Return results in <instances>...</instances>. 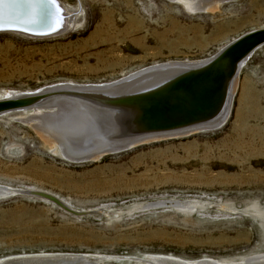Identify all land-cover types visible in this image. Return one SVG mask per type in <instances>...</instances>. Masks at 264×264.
Masks as SVG:
<instances>
[{
  "label": "rangeland",
  "instance_id": "1",
  "mask_svg": "<svg viewBox=\"0 0 264 264\" xmlns=\"http://www.w3.org/2000/svg\"><path fill=\"white\" fill-rule=\"evenodd\" d=\"M56 1L76 11L62 33H0V94L202 61L264 29V0H228L194 15L169 0ZM236 88L218 129L80 162L51 152L26 112L0 115V187L14 191L0 198V259L88 253L238 262L264 254L255 214L264 209V46L246 57ZM88 149L79 147L95 151Z\"/></svg>",
  "mask_w": 264,
  "mask_h": 264
},
{
  "label": "bare ground",
  "instance_id": "2",
  "mask_svg": "<svg viewBox=\"0 0 264 264\" xmlns=\"http://www.w3.org/2000/svg\"><path fill=\"white\" fill-rule=\"evenodd\" d=\"M177 6H181L189 14L214 13L220 9L228 0H169ZM81 11V10H80ZM76 11L65 9L56 0H0V28L20 27L34 33H49L48 37L62 33L69 28ZM243 38V37H242ZM241 40V39H240ZM264 46V42L250 38L245 42L234 41L226 46L215 56L202 61H167L163 64H155L131 73L118 81L99 85H74L61 84L58 90H40L26 96L4 91L0 94L2 101H24L36 100L30 104L16 108H8L0 111V115L11 112H26L29 115L27 124L35 133L43 139L51 152L62 158L80 162L88 159H99L112 149L127 147L133 149L142 142L167 138L171 136H184L193 132L213 131L220 128L227 120L232 103V96L236 92L237 74L246 57L255 50ZM197 75L208 76V84L205 85L203 93L191 95L190 100H196L189 109L185 107L187 94L186 88L181 84ZM211 75V76H210ZM121 80V81H120ZM119 82V84H117ZM122 82V83H120ZM115 84V85H114ZM59 86V85H55ZM116 86V87H112ZM185 86V85H184ZM79 90L80 96L57 95L56 92L65 90ZM171 95L167 101H160L161 96ZM96 98L103 100H114L121 98L147 99L150 103L137 102L132 110L135 117L127 118L124 124L138 119L142 111L148 116L147 125L138 124L136 129H152L151 131L139 133L128 138L120 135L128 132L126 129L115 135L113 144L93 148V153L85 154L74 145L76 136L87 133L91 129L94 120L81 105L92 102ZM169 99V100H168ZM91 100V101H89ZM190 105V104H188ZM93 110V109H91ZM98 113L114 116V112ZM126 112V111H125ZM128 112V111H127ZM118 115V114H117ZM22 118V117H21ZM26 118V117H25ZM23 119V118H22ZM117 119V118H116ZM115 119V120H116ZM114 120V122H115ZM152 120V122H150ZM103 131L115 129L116 123L107 120ZM25 122V121H24ZM118 128V126L116 127ZM134 129V128H132ZM135 130V129H134ZM131 131V130H130ZM118 136V137H117ZM92 151V149H91ZM119 150L116 153H121ZM14 191L0 187V198L13 194ZM6 197V196H5ZM4 198V197H3ZM2 199V198H1ZM189 209H194V203L182 202ZM174 205L182 208L176 202ZM256 216L260 220V226L264 229V209H257ZM117 257V258H108ZM119 257L101 254H31L0 259V264H104L109 261H117L121 264H264V254L251 257H243L236 260H218L202 258L194 261L181 260L170 256H145Z\"/></svg>",
  "mask_w": 264,
  "mask_h": 264
},
{
  "label": "water",
  "instance_id": "3",
  "mask_svg": "<svg viewBox=\"0 0 264 264\" xmlns=\"http://www.w3.org/2000/svg\"><path fill=\"white\" fill-rule=\"evenodd\" d=\"M0 33H15V34H20V35H24V36H28V37H32V38H45L48 37L49 33H34L30 30L27 29H22L20 27H2L0 28ZM243 37V38H242ZM240 37L237 41L239 42H245L246 40L250 39V38H254L255 41L256 40H260V42H264V29L261 30H256L254 32L248 33L245 36ZM241 39V40H240ZM236 41V42H237ZM211 76V75H210ZM208 76L205 75H197L194 76L192 79H188L187 81L183 82L181 84V86L185 87L187 90L185 92V94H187L186 99H185V107L182 109L181 112H183V110L185 109H189V107L193 105V103L196 101L194 100L195 97H198L197 95L199 93H203L204 89H205V85L208 84V80L209 78H207ZM122 80V79H121ZM120 80V81H121ZM122 83V82H120ZM117 84H119V82H117ZM115 85V84H114ZM185 85V86H184ZM59 87H63V86H47L46 88H42V89H46V90H58ZM112 87H116V86H112ZM42 91V94L44 91ZM66 92H56L57 95H74V98H78V96H80V92L79 90H72V89H68L65 90ZM41 92H38V94ZM83 93V92H82ZM191 95H195V97L193 99L190 100ZM171 95H166V96H161L160 97V101H167L166 98H170ZM173 97V96H172ZM171 97V98H172ZM169 100V99H168ZM33 101H37L33 100ZM30 100H24V101H2L0 102V111L1 110H5L8 108H16V107H20V106H24L26 104H30L31 102ZM91 101V100H89ZM92 102H96L95 103H85L88 104L86 106L81 105L89 114H91V117L94 120V124L91 127V129L86 130L87 133H83L79 136H76V142L74 143V145L78 146V147H83L84 150L88 151V148H97L98 146H105L107 144H113L111 141L112 139L115 140V135L117 133H120L121 131L123 132L125 129L126 133L120 135L119 137L121 138H128L131 137L133 135H137L139 133H143V132H147V131H151L152 129H136V126L140 123L144 126L147 125V119L148 116L142 111V116H140L138 119L129 122L128 124H124V121L128 118H132L135 117L134 115H132V110L130 108H135V104L137 102H142V103H150V101H148L147 99H142L141 98H121V99H114V100H103V99H98L96 98L95 100H93ZM151 104V103H150ZM190 104V105H188ZM93 109V110H91ZM96 110H100L101 112H104L105 110H107L106 112H114L117 113L114 116H108V115H103L101 113H98ZM126 111V112H125ZM128 111V112H127ZM111 118V122L110 123H116V127L118 126V128L115 127V129L111 128L109 131L105 132L103 131L104 127L106 126V122L108 123V119ZM117 118V119H116ZM116 119V120H115ZM133 119V118H132ZM115 120V122H114ZM134 128V129H132ZM131 130V131H130ZM118 137V136H117ZM108 146V145H107ZM132 149V148H131ZM119 150H123L124 151H128L130 149H127V147H122L119 149H112L110 151H108L107 154H114L115 152L119 151Z\"/></svg>",
  "mask_w": 264,
  "mask_h": 264
}]
</instances>
